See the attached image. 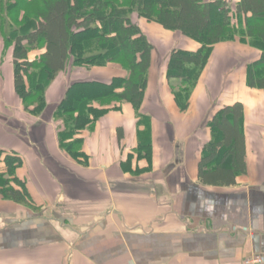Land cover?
I'll list each match as a JSON object with an SVG mask.
<instances>
[{
  "label": "crops",
  "instance_id": "1",
  "mask_svg": "<svg viewBox=\"0 0 264 264\" xmlns=\"http://www.w3.org/2000/svg\"><path fill=\"white\" fill-rule=\"evenodd\" d=\"M134 21L155 46L141 111L152 118L151 163L136 153L138 120L126 103L81 134L86 161L60 147L55 113L68 88L111 82L127 71L68 69L46 92L45 112L34 116L16 93L13 51L5 52L0 37V149L22 158L17 177L32 200L0 196V264H244L264 253V90L247 82V68L262 51L239 41L217 45L189 110L181 112L173 94L181 85L167 79L168 57L173 49L201 46ZM236 103L245 109L247 174L235 186L203 185L208 122Z\"/></svg>",
  "mask_w": 264,
  "mask_h": 264
},
{
  "label": "trees",
  "instance_id": "2",
  "mask_svg": "<svg viewBox=\"0 0 264 264\" xmlns=\"http://www.w3.org/2000/svg\"><path fill=\"white\" fill-rule=\"evenodd\" d=\"M0 13L3 26L8 25L7 18L15 21L8 34L0 27V36L5 52L13 51L16 93L34 116L45 112L46 92L68 69L118 65L127 71V76L111 82L72 84L57 107L60 147L79 162L87 159L81 134L124 103L133 107L138 120L136 153L152 162V118L141 111L155 46L135 17L201 46L197 51L173 49L168 57L167 79L181 85L179 90L173 88L181 112L189 110L193 90L221 43L239 41L262 51L260 60L247 68V82L252 89L264 90V0H240L235 7L227 0H9L6 4L0 0ZM38 50L42 54L31 59ZM244 123L242 103L218 110L208 122L211 139L199 163L203 185L231 187L247 174ZM1 163L6 170L0 173V196L31 205L26 184L17 177L22 158L0 149Z\"/></svg>",
  "mask_w": 264,
  "mask_h": 264
},
{
  "label": "rangeland",
  "instance_id": "3",
  "mask_svg": "<svg viewBox=\"0 0 264 264\" xmlns=\"http://www.w3.org/2000/svg\"><path fill=\"white\" fill-rule=\"evenodd\" d=\"M8 1H9V0H4V4L8 3ZM11 1H13V0H11ZM0 15H1V13H0ZM5 15H6V14H5ZM2 19H3V18H2ZM7 20H8V21H7V22H8V25H7V26H3L2 24H0V25H1L0 27H1V29L5 30V33L8 34V33L10 32L11 28H13V27L15 28V26L11 25L10 23H13V24H14L15 21H14V19H10V18H9V19L7 18ZM0 37H1V36H0ZM41 54H42V51H40V50H38V51H34V52H32V58H33V56H34L35 58H37V56H40ZM35 58H34V59H35ZM198 84H199V83H198ZM197 86H198V85H197ZM197 86H196V87H197ZM180 88H181V87H180ZM195 89H196V88H195ZM195 89H194V90H195ZM194 90H193V92H194Z\"/></svg>",
  "mask_w": 264,
  "mask_h": 264
},
{
  "label": "built area",
  "instance_id": "4",
  "mask_svg": "<svg viewBox=\"0 0 264 264\" xmlns=\"http://www.w3.org/2000/svg\"><path fill=\"white\" fill-rule=\"evenodd\" d=\"M244 264H264V253L246 259Z\"/></svg>",
  "mask_w": 264,
  "mask_h": 264
}]
</instances>
